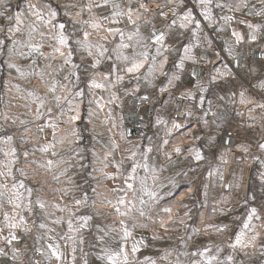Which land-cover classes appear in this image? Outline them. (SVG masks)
<instances>
[{"label":"snow or ice","instance_id":"obj_1","mask_svg":"<svg viewBox=\"0 0 264 264\" xmlns=\"http://www.w3.org/2000/svg\"><path fill=\"white\" fill-rule=\"evenodd\" d=\"M223 32L231 39L217 45ZM260 40L264 0H0V88L26 101L15 105L25 112L12 113L11 101L0 95L8 109H0V264H90L86 244L96 250V264H252L257 255L264 264V198L258 207L257 197L244 192L228 207L231 193L244 189L243 169L230 181L224 175L240 129H264V44L251 60L245 51ZM125 109L145 129H155L152 135L141 130L142 142L133 144ZM230 112L247 113L235 132ZM96 121L112 133L107 141ZM114 129L132 145L119 159ZM33 139L43 143L21 147ZM188 139L201 143L182 147ZM65 144L74 146L65 150ZM236 147L264 166L250 142ZM256 147L264 155V131ZM184 153L183 161L194 166L175 173L181 180L161 182L167 165ZM201 162L209 180L216 177L229 195L211 208L209 218L220 216L219 222L194 227L189 203L174 208L186 189L188 200L199 199L188 177ZM73 168L83 173V184L68 176ZM49 173L57 183L68 176L69 187L54 190L58 200L46 198ZM201 191L206 208L208 184ZM237 208L243 211L225 222ZM113 214L111 224L99 222ZM177 224L184 228L178 246L158 257L141 255L171 241ZM29 250L33 256L25 261Z\"/></svg>","mask_w":264,"mask_h":264},{"label":"rangeland","instance_id":"obj_2","mask_svg":"<svg viewBox=\"0 0 264 264\" xmlns=\"http://www.w3.org/2000/svg\"><path fill=\"white\" fill-rule=\"evenodd\" d=\"M15 2H16V0H13V3H15ZM54 2L55 3H63V2H65V0H54ZM80 2L83 3L84 0H80ZM222 40L223 39H219V42L221 43ZM209 55H211V53H209ZM21 63H24V62H21ZM13 75H15V74H13ZM22 82H23L24 86H27V87H31L32 86V85H28L27 82H25V81H22ZM25 111H26V109H24V111H22V113L25 112ZM116 114L119 115V109H117V113ZM125 116H126V120H125L124 127H126L127 129H130L131 132H132L134 130V128L131 125V123L134 122L135 117L134 116H132V117L128 116L127 109H125ZM24 118H28V117H24ZM102 119H103V116H101V120ZM95 123H96V131L103 133V136L101 137V139L104 140V141H107L108 137L110 135H112V133H108L105 130L107 126L103 125L100 121H96ZM145 131L147 132L148 135H152V131H155V129H153L152 131H148V130H145ZM114 132L116 133V136H115L116 140L121 144V150L117 151L116 154H115L116 158L119 159V157L122 154L126 155V153L123 152V149L131 147L132 145H129L125 141L120 139L119 134H118L119 129H114ZM28 135H33V133H29ZM161 135H162V133H161ZM129 139H131L133 141V144L138 143V142H142V141L139 140V133L138 132L132 133V135L129 137ZM154 139H156V138L154 137ZM87 142L88 141L86 140L85 143H87ZM39 143H43V140L33 139L30 142L29 145H22L21 147H31L32 144H39ZM70 146H74V145L65 144L64 145V149L66 150ZM58 150H60V149L58 148ZM97 150H101L99 146H97ZM217 154H218V152H217ZM183 155H186V153H184ZM183 155L181 156V158L179 160H176L175 157H174V161L175 162L173 164L167 165L169 170L164 172L161 175V178H160L161 182L167 184L169 177H175L177 180H181L182 179V177H180V176H175V173L187 170V168L190 165H192L191 160H189L187 162L183 161ZM206 155H209V159H211V156H210V154L207 151H206ZM35 158L36 159H44V157L40 153H37ZM159 159H160V161H163V157L162 156ZM228 160H229V162H232V161H235L237 159H236V156L230 154L229 157H228ZM213 162H218V161H213ZM73 163H75V161H73ZM86 163H88L89 166H91V157L90 156H89V160L86 161ZM192 166H194V165H192ZM61 167H65V166H61ZM225 167H226V165L224 166V175H225ZM206 169H207V164L205 162H201V165H200L198 171L196 173H189V177H188L189 179H192L194 181V186H195V183H196V186L194 187V189L198 193L199 199L196 200V201H190L187 198H185L184 200H181V201L189 203V205L192 207L193 219L191 221H189V223L191 225H193L194 227H202L203 224L219 222L222 219V217H220V216H212L211 218H209V214H210L211 208L213 206H215V201L220 199L221 196L228 195V194H225V193H228V192H224L225 189H222V188L219 187V183L220 182L216 179V177H212L211 180H209V178L207 177V174H206ZM109 170L110 171H114V169H109ZM56 171L58 173L60 171V169H57ZM50 174L51 173L47 174V179H48V176ZM68 176H71L77 183L83 184L84 175L77 168L71 169L69 171V173H68ZM68 176L61 177L60 178L61 179V183H57L55 180L48 181V185H47L48 193H47V196H46L47 199H49V200H58V198L60 196V193L56 192L54 190L57 189V188H62V187H69V185L66 183V181L68 179ZM200 179H203L205 181V183L208 184V200H207V205L208 206L206 208H202L201 207V202L204 200V197L202 195V191H200V193H199V191L197 190V187H199ZM225 181H227L226 176H225ZM107 183H108L109 187H111V182H107ZM92 186H94V182H93ZM84 187L88 188L89 195L91 196L92 193L90 191V187L88 185H84ZM103 190H104V188L99 189V191H103ZM236 192L237 191H233L232 195H235ZM75 194L79 195V192H76ZM253 194L257 197L256 201H254L253 203L255 204V206L259 207L262 198H264V185H262L261 182H258V181L254 180L253 185L250 186V188H249V195H253ZM186 197H188V193H186ZM66 199L68 201H70V197L66 198ZM181 201L178 202V207L174 208V212L180 211L179 205H180ZM231 205L228 204L227 206L230 207ZM98 207L100 208L101 212H110V209H107L105 207L103 208V206H99L98 205ZM242 211H243V208L235 209L234 213L229 214V217H228V219L225 222H231V216L235 215V214H239ZM201 212L203 213V216L206 214L205 215L207 217V219L205 220L206 222L204 221V218H203V222L201 223L200 215H199ZM181 215H183L182 212H181ZM115 219H117V218L113 214V215H109L107 219H104V220L99 221V222L102 223V224H111L112 221L115 220ZM93 231H94V229H93ZM173 232L175 233L174 235H173V233H169V235H173V239L171 241H167L166 240V241H162V242H157L154 245V247L144 250V252H142L141 255L150 254V255L158 257L162 253L164 248H167V247H170V246H178L179 245V240H178L177 237L184 233V228H183V226L177 224L175 226V229L173 230ZM212 238L215 239V240H219L222 237H212ZM86 239L88 241H91L92 240V236L90 234L86 233ZM197 239H200V238L198 237ZM28 244H29V247H31L33 245V241L31 239H29L28 240ZM156 249H159L160 252H157ZM85 251L92 253V255H90V257H89L90 264H96V261H95V258H94V253H95L96 250L89 249L87 244H86L85 245ZM28 255H29V252L26 254V256H28ZM77 255L79 257L81 255V253L78 252ZM259 259H260V257L258 255L256 257H254L253 261H252V264H258ZM78 264H79V262H78Z\"/></svg>","mask_w":264,"mask_h":264},{"label":"built area","instance_id":"obj_3","mask_svg":"<svg viewBox=\"0 0 264 264\" xmlns=\"http://www.w3.org/2000/svg\"><path fill=\"white\" fill-rule=\"evenodd\" d=\"M219 39L230 40L231 37H230V34L228 32L218 33L216 35V44L217 45L220 44ZM262 44H264V40L257 41L253 45L246 46L245 51L249 55L250 60H251L252 51L256 50L258 52L259 47ZM20 83L23 84L22 81H20ZM35 83L36 82H34V84ZM0 95L3 96V100L5 103H7L8 101H11V104H12L11 112L12 113H22V111H24V108L15 107L16 104H18V103L23 104V103H26V101L20 100L18 98L14 99V97L16 96L14 91L12 93H5L3 91V89L0 88ZM236 107H239L241 110H243V106L236 105ZM0 109H3L5 111L8 110L4 107V103H0ZM258 114H259V110L257 111V115ZM230 116H231L232 123L229 126V130H231L233 132H235V130L238 129L239 125H241L242 123L247 121V113L246 112H245V116L243 118L236 117V116L232 115L231 112H230ZM21 118H24V117L22 116ZM131 125L133 126V128L138 133L141 130H143V131L147 130V129H145L143 124L136 121V118H135L134 122L131 123ZM240 130L242 131V135L235 137V141L232 144V152H234L236 149H239L236 147V144H238L241 141H248L252 144L250 151L256 153V155H261V158L264 159V155H262L259 152L258 148L256 147V140L260 138V133H261V131H264V129L260 128L258 125L255 131H244L243 129H240ZM194 131H196L195 128H194ZM224 135H226V133H224ZM17 136H19V132H17ZM219 139L220 138L218 137V140ZM173 143H176V141L174 140ZM199 143H201V142L195 141L192 139H188L187 145L188 144H199ZM181 146L184 147L186 145L181 144ZM243 155H244L243 161H240L239 159H237L235 161H232L230 163L229 167H227V166H226L227 168L225 167V176L227 178V181L231 180L233 172H235L236 176H239L241 174L239 170L241 168L243 169L244 189H243V191L237 190L235 195H232V193H231L232 201H231L230 205L231 204L233 205L236 203V201L240 200L242 198L244 192H249V188H250V186L253 185L254 180L260 182V172L264 171V166H261L259 161L253 160V158L250 155H245V154H243ZM213 163H217V162H213ZM52 180H53L52 174H50L48 176V181H52ZM203 182L205 183V181L203 179H200L199 187H197V190L199 192L201 189V184ZM195 186H196V183H195ZM194 191H195V189H194ZM224 192H227V190L225 189ZM225 194L229 195V193H225ZM232 205L230 207H232ZM31 247H30V249H31ZM28 252H29V255L24 258L25 261H27L29 257L33 256V253L31 250H29ZM35 259L42 260V257H40L39 254H36Z\"/></svg>","mask_w":264,"mask_h":264},{"label":"bare ground","instance_id":"obj_4","mask_svg":"<svg viewBox=\"0 0 264 264\" xmlns=\"http://www.w3.org/2000/svg\"><path fill=\"white\" fill-rule=\"evenodd\" d=\"M187 142H188V140H184L183 143H182V145H187ZM231 155L236 156V159H238L240 156L243 155V153L240 151V149H236L234 152H232ZM243 156H244V155H243ZM217 161H218V160H217ZM230 163H231V162H229L226 166L229 167V166H230ZM227 167H226V168H227ZM203 183H204V182H203ZM193 190H194V187H193ZM103 191L107 192V189L104 188ZM186 191H187V190H185V192H184L183 195L177 197V200H176V207H178V202H180L181 200H184L185 198H187V197H186V193H188V192H186ZM200 191H201V189H200ZM199 193H200V192H199ZM108 194H109V195H112L110 192H109ZM103 208H104V207H103ZM105 208H106V207H105ZM107 209H109V208H107ZM205 215H206V214H205ZM205 215L203 216L204 221L207 219V217H206ZM205 222H206V221H205Z\"/></svg>","mask_w":264,"mask_h":264},{"label":"trees","instance_id":"obj_5","mask_svg":"<svg viewBox=\"0 0 264 264\" xmlns=\"http://www.w3.org/2000/svg\"><path fill=\"white\" fill-rule=\"evenodd\" d=\"M137 131L134 129L133 131H132V133H136Z\"/></svg>","mask_w":264,"mask_h":264}]
</instances>
